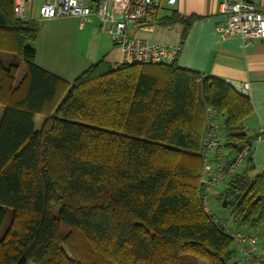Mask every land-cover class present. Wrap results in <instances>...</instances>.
<instances>
[{
  "label": "trees",
  "instance_id": "16d2710c",
  "mask_svg": "<svg viewBox=\"0 0 264 264\" xmlns=\"http://www.w3.org/2000/svg\"><path fill=\"white\" fill-rule=\"evenodd\" d=\"M197 19L173 10L156 26H181L183 42ZM39 29L0 0V51L23 66L17 81L18 67L0 62V230L12 210L0 264H179L182 254L236 264L198 199L204 108L217 110L227 140L246 142L249 97L176 62L114 67L103 57L69 83L35 64ZM252 168L250 156L211 205L261 233L264 170Z\"/></svg>",
  "mask_w": 264,
  "mask_h": 264
},
{
  "label": "built area",
  "instance_id": "2783aa9c",
  "mask_svg": "<svg viewBox=\"0 0 264 264\" xmlns=\"http://www.w3.org/2000/svg\"><path fill=\"white\" fill-rule=\"evenodd\" d=\"M218 1L225 15L224 23L216 27L220 38L239 37L245 48L256 40L264 39L261 0ZM175 2L168 0L169 5ZM24 10V0H13L16 19L25 21ZM162 11V0H45L38 9V15L42 21L75 17L79 28L94 17L99 22L100 30L119 52L120 64L169 65L177 62L181 45L153 40L156 22ZM248 88V84L235 86V90L243 95ZM204 117L205 133L201 149L203 171L198 199L202 211L212 215V197L244 167L251 156L253 140H227L221 116L211 106L204 108ZM213 218L223 225L229 235L236 264H264V231L243 232L236 230L229 219L222 221L215 216Z\"/></svg>",
  "mask_w": 264,
  "mask_h": 264
},
{
  "label": "crops",
  "instance_id": "0c3cea01",
  "mask_svg": "<svg viewBox=\"0 0 264 264\" xmlns=\"http://www.w3.org/2000/svg\"><path fill=\"white\" fill-rule=\"evenodd\" d=\"M24 1V20L41 23L34 42V62L41 69L70 83L103 57L113 66L120 62L112 60L116 49L100 30L96 18L92 17L82 28H79L75 17L42 21L38 9L45 0ZM175 1L174 6L180 15L199 17L183 42H171L181 45L177 66L219 78L234 89L237 85H249L245 95L251 101L253 113L244 121L242 131L253 138V168L248 174L256 176L264 170V39L256 40L245 48L239 37L220 38L216 27L224 23L225 15L218 0ZM259 4L264 12V0ZM0 62L4 67L17 66L16 80H20L23 66L18 57L16 59L14 54L0 51ZM3 111L4 107L0 105V119ZM256 137L259 138L255 140Z\"/></svg>",
  "mask_w": 264,
  "mask_h": 264
},
{
  "label": "rangeland",
  "instance_id": "374dc122",
  "mask_svg": "<svg viewBox=\"0 0 264 264\" xmlns=\"http://www.w3.org/2000/svg\"><path fill=\"white\" fill-rule=\"evenodd\" d=\"M168 5V6H167ZM162 8L163 11L160 12V16H167L170 12L173 10H176L177 6L169 5L168 0H162ZM41 24V23H40ZM88 26H86L87 28ZM182 33V27L179 25L173 26V27H158L155 28V33L153 36L155 40L158 41H165V42H178L180 40V36ZM14 57L17 59V57L14 55ZM112 60L114 61H120V55L119 52L116 50L113 55L111 56ZM43 118L41 116H37L36 120L34 122L35 128L38 129L42 123ZM212 213L213 215L224 221L227 220L229 213L227 211H220L219 205L214 202L211 205ZM5 220L2 225V228L0 230V236L3 235L4 231L7 229L11 218H12V210L9 208H6L5 210ZM53 213H56V208L53 210ZM232 223V221H231ZM236 225V224H235ZM236 230H240L243 232H251L249 229H246L244 226H235ZM179 264H207L204 260L199 259L191 254H182L180 256Z\"/></svg>",
  "mask_w": 264,
  "mask_h": 264
}]
</instances>
